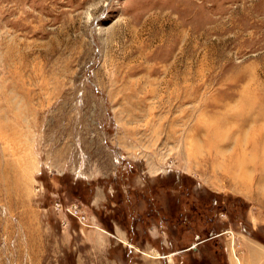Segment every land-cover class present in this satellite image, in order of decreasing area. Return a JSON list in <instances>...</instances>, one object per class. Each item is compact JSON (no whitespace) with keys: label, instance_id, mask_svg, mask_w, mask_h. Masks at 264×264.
<instances>
[{"label":"rangeland","instance_id":"rangeland-1","mask_svg":"<svg viewBox=\"0 0 264 264\" xmlns=\"http://www.w3.org/2000/svg\"><path fill=\"white\" fill-rule=\"evenodd\" d=\"M263 175L264 0H0V264H227Z\"/></svg>","mask_w":264,"mask_h":264},{"label":"crops","instance_id":"crops-1","mask_svg":"<svg viewBox=\"0 0 264 264\" xmlns=\"http://www.w3.org/2000/svg\"><path fill=\"white\" fill-rule=\"evenodd\" d=\"M260 178V195L252 198V205L264 209V175ZM241 221L246 232L224 226L220 234L225 239L227 264H264V216L248 215Z\"/></svg>","mask_w":264,"mask_h":264}]
</instances>
